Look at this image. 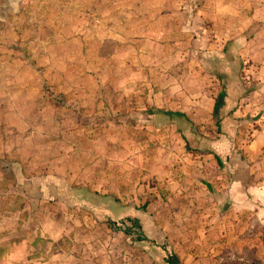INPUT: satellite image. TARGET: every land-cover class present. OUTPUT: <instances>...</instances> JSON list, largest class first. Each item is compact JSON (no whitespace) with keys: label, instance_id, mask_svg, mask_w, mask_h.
<instances>
[{"label":"rangeland","instance_id":"374dc122","mask_svg":"<svg viewBox=\"0 0 264 264\" xmlns=\"http://www.w3.org/2000/svg\"><path fill=\"white\" fill-rule=\"evenodd\" d=\"M117 1L0 0V193L24 209L8 214L7 226L23 217L22 231L46 258L61 251V264L80 248L73 243L87 242L81 238L116 237L119 229L132 241L155 238L147 252L140 249L143 260L145 253L180 258L183 232L198 236L181 225L188 218L181 192L197 189L196 162L215 149L224 158L255 157L264 148V96L254 93L262 90L244 58L233 62L234 39L203 18L209 1ZM78 15L87 18L83 47L65 48ZM107 23L110 38L97 30ZM55 32L65 45L47 42ZM47 97L63 110L40 112ZM20 173L63 183L21 181ZM91 189L105 192L89 198L105 209L83 207ZM126 243L128 261L133 247ZM198 246L190 250L195 259ZM202 249L213 254L211 245Z\"/></svg>","mask_w":264,"mask_h":264},{"label":"crops","instance_id":"0c3cea01","mask_svg":"<svg viewBox=\"0 0 264 264\" xmlns=\"http://www.w3.org/2000/svg\"><path fill=\"white\" fill-rule=\"evenodd\" d=\"M208 1L212 8L210 10L201 9L203 18L212 21L211 28L217 35H227L234 39L230 45L231 51L235 53L233 62L236 67L242 58L249 63L243 69L251 75L253 82H256L262 90V92L254 93L264 96V0H203L205 4ZM117 2L125 1L118 0ZM82 19L87 18L78 15L77 22L73 26L70 25L71 34L69 40L64 41L66 45L62 42L58 43L61 34L57 32L54 33L55 38L47 42L55 48L61 44L67 48L69 43L72 45L75 41V43L79 41L81 42L79 43L80 48H82V35L86 32L85 25H81ZM120 21L116 23L121 25ZM97 30L101 31L100 35L106 38H110L113 31L109 28V23L100 26ZM129 38L133 39L134 35L133 37L130 35ZM57 49L59 52L60 49ZM61 97L58 96L60 101ZM247 98L248 96L243 99ZM47 99L48 101L40 108V112L49 111L51 106L54 111L63 110L65 107L55 98L47 97ZM214 103L215 100L211 105L212 111ZM214 152L216 156L213 154L211 156L213 159L203 158L196 162L197 189L190 188L181 192L184 197L183 208L186 209L185 212L188 215V218L182 221V228L198 230V236H193L192 231L183 232L181 243L187 246V250H184L183 255L180 256L182 263L179 257L171 256V254L168 256L167 253L152 258H148L149 256L147 257L145 253L146 259L143 260V253L140 249L147 252L151 246L157 244L155 238L144 233V239L132 241L125 236L124 231L121 232L119 229L116 237L110 236L106 239L85 237L78 240L87 241L85 244L73 243L74 246L80 245V248L70 250L68 264H171L167 261L169 257L176 260L178 264H210L209 260H212L214 264H264V148L261 150L262 155L255 157L230 155L219 158L216 149ZM16 177L21 178V181L37 178L43 182L52 178L63 183L61 177L56 178V176L44 174L29 176L20 173ZM210 177H213V180H210ZM210 182L214 184L211 188L207 184ZM95 191L102 193L101 195L105 193L98 189L86 191L87 204L83 207L96 210L105 209L104 203L94 205L90 202L89 198L95 195ZM78 192L79 190L70 189L68 193L71 196H78ZM7 193H0L2 199L0 204V264H61L56 261L61 251L46 258V254L35 247L34 239L30 238L26 231H22L23 217L18 216L10 227L7 226L10 219L8 214L24 211L20 205L6 203ZM55 194L63 197L61 193L55 192ZM44 195L41 189L40 196L44 197ZM101 202L104 201L101 200ZM139 224L140 230H144V226H141L140 222ZM173 224L172 222L169 225ZM105 225L110 228L108 224L105 223ZM127 241L132 243L133 258L125 261ZM169 242L172 244V240ZM113 244H117L116 249L109 247ZM103 245L108 247L104 249ZM195 245H199L200 252L196 259L190 251ZM203 245L205 248L207 245L213 246V254L208 255L206 250L204 252ZM115 252L116 255H114ZM114 258L117 259L114 260Z\"/></svg>","mask_w":264,"mask_h":264},{"label":"trees","instance_id":"16d2710c","mask_svg":"<svg viewBox=\"0 0 264 264\" xmlns=\"http://www.w3.org/2000/svg\"><path fill=\"white\" fill-rule=\"evenodd\" d=\"M222 95H223V92H220V93H219V98H218V99L215 101V103H214L213 112H216V111L218 110V108L220 107V100H221ZM127 219H129V220L132 222V225H133V226H135V227H137L138 229H140L139 220H138L137 218H134V219L127 218ZM106 224H108L109 226H111V225L114 224V222L111 221V220H108ZM124 232H125V234L128 233V231L125 230V229H124ZM144 238H145V237H144L143 234H139V236H137L136 239H137V240H142V239H144ZM167 261H168L169 263H171V264H178V262H177L176 260H174L173 258H170V257L167 258Z\"/></svg>","mask_w":264,"mask_h":264}]
</instances>
